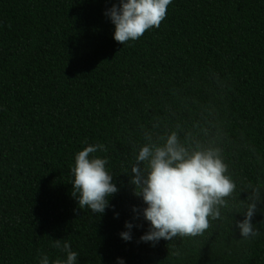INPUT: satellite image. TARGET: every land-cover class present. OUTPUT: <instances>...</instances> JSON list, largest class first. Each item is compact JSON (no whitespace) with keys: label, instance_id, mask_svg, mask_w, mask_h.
<instances>
[{"label":"trees","instance_id":"1","mask_svg":"<svg viewBox=\"0 0 264 264\" xmlns=\"http://www.w3.org/2000/svg\"><path fill=\"white\" fill-rule=\"evenodd\" d=\"M113 2L0 0V264L66 259L55 239L76 264H264V201L259 236L235 227L253 187L264 199V0H172L160 27L124 45ZM172 131L219 149L237 190L203 235L153 245L126 172L146 134ZM100 143L90 156L120 189L101 215L77 210L70 183L75 155Z\"/></svg>","mask_w":264,"mask_h":264},{"label":"clouds","instance_id":"2","mask_svg":"<svg viewBox=\"0 0 264 264\" xmlns=\"http://www.w3.org/2000/svg\"><path fill=\"white\" fill-rule=\"evenodd\" d=\"M172 0H115L105 10V15L115 26L114 39L124 45L141 38L148 30L160 27L166 19ZM144 143L135 156L129 175L134 185V195L142 198L146 207L133 206L136 217L141 215L149 222V230L140 240L155 245L161 239L171 241L175 237H197L210 227L211 221L221 220V209L237 190V184L228 174V165L219 149H189L172 131L163 143L152 141L146 134ZM97 151H107L104 144H89L75 155L71 168L73 176L71 195L78 201V209H89L103 214L110 207V198L120 189L113 175L106 168L107 159L90 156ZM244 219L235 221L245 240L260 235L254 229L252 219L258 203L264 201L259 187L245 199ZM114 208V205L111 206ZM118 213L116 216L118 217ZM142 226V225H141ZM126 231L120 233L125 241L132 240V221L125 222ZM52 246L66 255L52 264H76L78 252L67 240L55 239ZM124 264L123 258H118ZM39 264H50L43 254Z\"/></svg>","mask_w":264,"mask_h":264}]
</instances>
